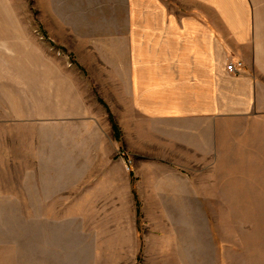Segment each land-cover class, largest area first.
<instances>
[{
    "label": "rangeland",
    "instance_id": "374dc122",
    "mask_svg": "<svg viewBox=\"0 0 264 264\" xmlns=\"http://www.w3.org/2000/svg\"><path fill=\"white\" fill-rule=\"evenodd\" d=\"M114 2L0 0V264H264V188L140 163L157 136L108 82Z\"/></svg>",
    "mask_w": 264,
    "mask_h": 264
},
{
    "label": "crops",
    "instance_id": "0c3cea01",
    "mask_svg": "<svg viewBox=\"0 0 264 264\" xmlns=\"http://www.w3.org/2000/svg\"><path fill=\"white\" fill-rule=\"evenodd\" d=\"M114 3L100 33L109 43L108 82L157 136V155L142 154L140 163L156 174L220 164L223 180L264 188V0ZM231 62L244 67L230 72ZM143 171L138 165L129 180L139 194Z\"/></svg>",
    "mask_w": 264,
    "mask_h": 264
},
{
    "label": "built area",
    "instance_id": "2783aa9c",
    "mask_svg": "<svg viewBox=\"0 0 264 264\" xmlns=\"http://www.w3.org/2000/svg\"><path fill=\"white\" fill-rule=\"evenodd\" d=\"M244 67V63L243 62H231L228 64L227 69L230 72H239L242 68Z\"/></svg>",
    "mask_w": 264,
    "mask_h": 264
},
{
    "label": "trees",
    "instance_id": "16d2710c",
    "mask_svg": "<svg viewBox=\"0 0 264 264\" xmlns=\"http://www.w3.org/2000/svg\"><path fill=\"white\" fill-rule=\"evenodd\" d=\"M139 204V203H138ZM138 214H139V209H138Z\"/></svg>",
    "mask_w": 264,
    "mask_h": 264
}]
</instances>
